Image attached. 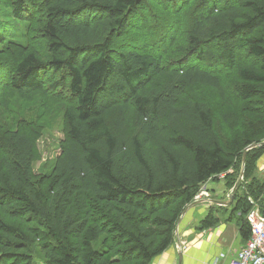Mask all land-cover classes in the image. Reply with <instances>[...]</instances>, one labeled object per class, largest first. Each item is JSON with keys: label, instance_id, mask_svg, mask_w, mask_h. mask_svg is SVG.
<instances>
[{"label": "trees", "instance_id": "obj_1", "mask_svg": "<svg viewBox=\"0 0 264 264\" xmlns=\"http://www.w3.org/2000/svg\"><path fill=\"white\" fill-rule=\"evenodd\" d=\"M150 1L10 0V19L1 13L0 41L11 32L24 41L0 86L26 99L65 89L73 100L49 177L32 174L35 137L16 130L10 105L0 103L8 116L7 127L0 120V264H150L174 242L199 187L222 172L230 189L243 171L228 220L249 238V198L264 208V175L256 172L264 153V0H195L184 51L152 47L162 26ZM30 5L40 25L13 29ZM168 43L178 42L173 35ZM188 55L214 60L219 71ZM223 70H234L232 84ZM48 74L55 79L45 85ZM199 89L218 101L201 99ZM218 209L199 229L220 221Z\"/></svg>", "mask_w": 264, "mask_h": 264}, {"label": "rangeland", "instance_id": "obj_2", "mask_svg": "<svg viewBox=\"0 0 264 264\" xmlns=\"http://www.w3.org/2000/svg\"><path fill=\"white\" fill-rule=\"evenodd\" d=\"M185 2L186 1L183 0H177L172 3V5H167L163 2L153 0L147 3V6L149 5L151 7L149 10H151L155 15V21H157L159 25L162 26L161 29L155 28L153 30L154 37L151 38L152 47L156 51L161 50L163 46L168 49H182V51H184V47L186 46L187 42L186 35L190 31L193 18H195L197 15L194 8L195 0H190L189 3ZM9 3L10 0H0V17L3 14V19H10V12L8 8ZM24 15H26L25 18L19 22H16L13 29L19 28L23 33H25L29 29L36 28L40 25L41 16L36 13L33 5H30L25 9ZM173 35L175 42L178 43L171 45L168 43V39ZM5 36L6 38H3V40L0 41V83L2 81H6L7 76L9 77L11 74L13 61L21 50L20 44L24 41L18 35H13L12 32L9 34V37L8 34H5ZM138 37L140 36L138 35L137 38ZM39 49L41 52H43L41 42L39 44ZM190 60L197 66L209 67L217 72L219 71V67L213 66L214 60L198 62L195 58L188 55L187 61L189 62ZM223 73L225 79L228 82L227 84H232L231 80L235 74L234 70H223ZM50 76H52V78ZM53 78V74H48L46 77H44L45 85L51 82V80L54 81L55 78ZM4 86L5 85L3 83L0 86V103L3 99L10 105V116L14 121L15 129L19 131H27L29 134L35 137L34 150L36 153V159L31 164L32 174H34L36 177L51 176L56 157L61 153V144L66 139V121L63 116L64 108L68 102L73 100V96L67 97L65 94V89H62L60 92L61 94H58L56 91L59 89L56 88L54 89V92H32L30 99H26L16 92L4 90ZM198 92L199 93H197V95L199 96L200 94L201 99L212 101L213 104L218 101L216 95L213 94L211 89H199ZM124 95L125 94H123V96ZM117 96L121 97L120 94ZM109 97L111 96H105L107 100ZM230 97L235 103H238V100L233 93L230 94ZM0 120L2 121V125L5 127L8 126V116H5L1 108ZM221 126L222 125L217 126L220 131L222 128ZM236 127L237 126H235V128ZM1 139L2 138L0 137V141ZM263 155L264 153L261 156ZM239 167L240 162L236 160L233 165V170H235L234 172H239ZM212 178V180L215 178L216 179L210 183L209 189L213 188L216 190L224 188L226 182L223 181V179L227 178L226 172H222L216 176H213ZM201 188L202 186L199 187V189ZM229 190L231 197L233 188H230ZM196 195L193 197L191 202H207L205 198L195 199ZM250 199L255 202V200L252 198H249V201ZM216 212L217 214H220V217H226L230 214L229 211L226 215L221 214V211ZM233 220L236 222L235 218ZM10 263L11 260H7L5 262V264Z\"/></svg>", "mask_w": 264, "mask_h": 264}, {"label": "crops", "instance_id": "obj_3", "mask_svg": "<svg viewBox=\"0 0 264 264\" xmlns=\"http://www.w3.org/2000/svg\"><path fill=\"white\" fill-rule=\"evenodd\" d=\"M256 172L259 177L264 175V155L257 161ZM213 181L210 179L204 184L210 193V203L197 201L186 206L176 224L175 242L156 256L150 264H179L176 240L184 246L180 251L182 253L180 264H210L214 260L216 264H229L236 252L245 246L246 241L240 237L237 223L233 219L228 220L229 215L220 217L216 212L221 211L223 215L230 212V205L217 204L218 201L230 198V190L225 185L221 189H209ZM212 206L220 208L214 210L220 221L215 226L199 229L200 222ZM221 253L225 254L223 258L219 257Z\"/></svg>", "mask_w": 264, "mask_h": 264}, {"label": "built area", "instance_id": "obj_4", "mask_svg": "<svg viewBox=\"0 0 264 264\" xmlns=\"http://www.w3.org/2000/svg\"><path fill=\"white\" fill-rule=\"evenodd\" d=\"M205 198L210 202V193L205 186L199 190L195 199ZM252 209L248 212L246 218L250 225V236L245 242V246L236 252V255L230 259L229 264H264V208H260L256 202L251 200ZM175 243L178 251H182L179 240ZM224 253L219 257L223 258ZM214 260L213 263L216 264Z\"/></svg>", "mask_w": 264, "mask_h": 264}, {"label": "water", "instance_id": "obj_5", "mask_svg": "<svg viewBox=\"0 0 264 264\" xmlns=\"http://www.w3.org/2000/svg\"><path fill=\"white\" fill-rule=\"evenodd\" d=\"M263 143H264V141H263ZM252 146H254V145L249 146L248 149L251 148ZM244 160H245V153L243 154V157H242V167L244 166ZM242 175H243V171H241L239 178H238L236 184L234 185L233 189L238 185V182L241 179ZM232 202H233V198H232V194H231V197L228 200L218 201L217 204L227 206V205H230ZM178 256H179V264H180L181 257H182V253L180 251L178 253Z\"/></svg>", "mask_w": 264, "mask_h": 264}, {"label": "bare ground", "instance_id": "obj_6", "mask_svg": "<svg viewBox=\"0 0 264 264\" xmlns=\"http://www.w3.org/2000/svg\"><path fill=\"white\" fill-rule=\"evenodd\" d=\"M10 149V148H9Z\"/></svg>", "mask_w": 264, "mask_h": 264}]
</instances>
